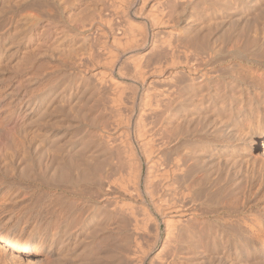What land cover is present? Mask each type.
Segmentation results:
<instances>
[{
    "label": "rangeland",
    "instance_id": "374dc122",
    "mask_svg": "<svg viewBox=\"0 0 264 264\" xmlns=\"http://www.w3.org/2000/svg\"><path fill=\"white\" fill-rule=\"evenodd\" d=\"M121 1L115 2L114 7H123L125 12L121 10L124 18L122 16L120 18V15L119 18L118 16L106 18L108 15L100 11L102 5L108 2L106 0H0V116L2 117L0 124V237L8 245L6 249L17 252L20 256L32 254L36 259L34 263L49 264L46 262L45 249H38L42 243L39 239L43 237L46 228L51 227V232H54L57 226L54 213L57 206L53 207L51 204L48 206V204L51 200L56 202L59 196L52 195L46 190L42 191L44 195L40 194L28 184L27 157L35 160L36 156L44 152L45 156L54 154L62 156L71 151L75 153L77 151L78 156L75 155L78 158L88 157L91 160V157L95 159L94 161L99 160L101 164L104 163L102 167L106 165V169H103L109 172L108 174L112 175L117 171L114 174H117V177L114 175L112 177L119 180L118 176H120L122 183L127 186L126 189L132 185L131 181L135 177L138 178L140 191L143 192L150 169L149 162L144 157V150L142 151L143 147L139 143L142 138L137 140L139 138L137 132L140 128H145L142 129L144 132L140 130V133L144 135L147 132L144 137L154 140H151L148 147L153 145L150 149L154 153L151 154L152 159H150L157 162H154L157 165L154 164L155 168L160 171L163 168L171 169L177 163L178 170H175L176 173L171 172L172 180L175 178L174 183L175 180L178 182L175 185L188 187L191 193H194L192 199L195 197L194 199L197 200L190 204L191 211L193 212L196 208L200 213L199 210L204 208L205 211L212 212L196 219L201 222L203 220L207 224V229H204L206 231L203 233L207 232L206 234L209 235L212 232L213 234L212 229L215 226L218 227L217 229H220L219 226L223 227L221 235L217 233L215 236L216 243L214 239H207L204 243L211 249V254H206V263L264 264V229L262 228L264 196L255 197L250 181L252 157L254 154L261 153L264 143V114L250 105L249 99L236 97L233 100L229 98L224 101L209 102V104L205 102L206 104L197 103L196 106L188 105L187 109L179 113L175 111L172 113V109L164 110L159 114L163 116L160 118L159 112L151 107H155L153 105L155 83L153 82L157 79V74L153 73V66L156 67L157 62V66H162L170 61L174 43L176 45L174 44L172 49L183 44L188 46L193 40L191 37H195V42L191 43L194 46L200 45L199 42H202L200 38L203 35L201 32L203 30L202 2H199L201 0H161L160 6L159 3L156 4L158 0ZM162 1H167L169 6L175 2V6L173 4L171 5L173 8L167 7L168 5ZM152 5L154 8L151 9ZM157 6L164 14L167 8L170 9L168 11L175 8L176 12L166 11L171 19L164 17L166 20L163 18L162 22L166 26L163 24L155 28V26L152 27L150 19H152L153 10H155L153 17L158 15ZM121 10H118L120 14ZM102 14L106 16V19L101 21L98 18L96 19L98 22L95 20L91 22L92 15L95 19L97 15H101L102 18ZM122 18L124 24L131 23V26L129 25L131 28L128 29L132 30L130 32L134 34L133 36L138 32L140 36L143 34L144 37L141 36V38L139 35H137L139 37L136 36L138 39L136 44L135 41L132 44L127 43L130 40L133 42V39L126 41L124 37L118 45L112 43V37H115L117 32L114 27V30L112 29L114 34L109 30V21L112 22L114 19L111 24L117 25L116 21L121 23ZM125 18L127 21H124ZM126 27H128L127 24ZM168 30H171L173 34ZM142 31L143 33L140 34ZM169 33L174 37L171 35L172 37L169 38ZM188 37L192 40L187 39ZM164 40H167V44H164ZM120 43L122 45H119ZM151 43L156 48L160 45L159 49ZM134 65L137 68L142 67V70L139 68L136 71L137 68ZM139 71L144 74H140ZM138 73L139 77L136 75ZM110 77L120 83L118 86L120 90L112 86L115 82L111 83ZM147 93L149 96L145 95ZM216 105L219 106L216 107ZM136 123H139V127ZM107 139H109L107 144L111 146L106 144ZM153 142L155 143L152 144ZM126 143L127 145L130 143L128 148L123 147ZM43 147L48 150L45 151ZM111 147L113 149H109ZM121 147L127 153L124 149L118 151ZM49 149L53 151L50 150L53 154L49 152ZM68 149H70L69 152ZM117 152L124 155H119ZM117 164L121 165L118 169ZM227 172H233L237 176L243 174L241 179V181L244 180L241 182L243 191H241L244 193L243 195L239 193V196L237 194L235 198L237 200L230 198L228 192L219 196V190L224 187ZM173 173L176 174L175 177ZM170 175V173L166 175L168 180L163 178V182L168 183L167 185L172 184ZM162 192L158 190V196L162 194V197L155 198V206L152 205L153 202L148 196L133 199V195L129 196L128 192L125 194L126 206L133 207L131 209L137 212L142 224L139 232L134 234L130 228V219L125 218L127 224L124 232L122 264L139 263L136 260L137 257L132 256L133 236H136L142 246L145 254L141 256L147 259L145 264L150 262H152L150 264L163 262L166 264L169 261V247L167 248L169 230L166 232L168 228L164 223L169 219V213L166 210L169 195L165 191ZM224 195L229 198L226 199ZM218 198L221 204L210 207L203 205L206 200L209 202ZM35 202H37L36 205ZM42 202H46L47 206L41 204ZM198 212L196 214H199ZM192 223L196 226V222ZM179 228L182 227L179 226ZM106 236V234H100L94 246L100 252L99 256L103 258V264H114L115 249L113 250L112 247L113 242L111 243ZM26 243L32 246V249L27 251L16 249ZM162 246L165 248L163 249ZM226 246H228L227 250ZM204 249H200L199 252ZM160 257L164 261L160 260Z\"/></svg>",
    "mask_w": 264,
    "mask_h": 264
},
{
    "label": "bare ground",
    "instance_id": "6f19581e",
    "mask_svg": "<svg viewBox=\"0 0 264 264\" xmlns=\"http://www.w3.org/2000/svg\"><path fill=\"white\" fill-rule=\"evenodd\" d=\"M106 1L108 2L107 3L105 2V4L102 5L101 10L100 8L99 10L101 12H104L105 15L106 16L108 15V16L106 17V16H103L104 14H102L103 17L101 18V15H97L98 17L96 16L94 19L92 15L93 18L91 17L92 19V21L90 20L91 22H94V20L96 21V19L98 18H99L98 20L103 21V19H106L109 17L112 18V16H115V17L118 16L119 18V15H120V18L121 16L123 17L122 15L124 11V9H122L123 7L122 8H119L120 6L114 7L115 2L121 1V0H106ZM121 2H123V0ZM159 2H161V0L160 1L158 0L156 4H158ZM162 2H165V1H162ZM199 2H202L201 12H202L203 24L201 25L203 26L202 27L203 30L201 32L203 35H202V38H200V41L202 42L201 43L199 42L200 45L196 46L197 45L196 44L194 46L191 42H195L194 41L195 37L194 38L191 37L193 40L190 37H188L187 39L190 38V41L192 40L191 42L188 40L191 45L184 46L185 44H183V46L180 45L181 47L178 46V48L174 47V49H172L175 43L172 44V48H171L172 52L170 53L171 57H169L170 61L168 63H164L166 65H162L163 63H160L162 66L160 65L157 66L158 58L155 57L157 59L156 61L157 64L155 63L156 67L153 66L154 67L153 73L157 74V79L156 80L153 79L154 80L153 83H155V86H154L155 89L153 88L155 90V93H154L155 97L153 96L155 98L154 100L155 103L153 105H155V107L154 106H151V107H153V109L155 108L159 112L158 113L156 111V113H158V116H159V114L162 113V111L164 112V110L166 111L168 109H172L173 110L172 113L174 111L176 113H179L187 109L186 107H189L188 105H193V104L195 105L197 103L206 104L205 102H208L209 104V102H218V100L224 101L229 98L230 100H233L234 98L237 97L238 99L239 97L241 99L242 98L249 99L250 105L254 106L258 110H261L260 112L264 114V0H201ZM173 4L175 6V2ZM173 4L171 5L173 6ZM170 6L168 5L167 7H170ZM172 6L171 8H173ZM152 8H154V5L151 6V9ZM158 9L160 10V7ZM158 9L157 11H159ZM118 10H121L122 13L120 14V11ZM168 10L170 9L167 8L166 11ZM154 11L155 10L151 12L152 19H150V16H149V19L151 21L150 23H152V27L154 26L155 28L161 27V25L164 24L162 22L163 18L168 17V14H169L168 12L171 13V11H168L166 13L164 9L163 11H165V14L164 12H162V10H160L159 12L156 11L158 15H155L153 17ZM174 12L176 11L174 10ZM123 18H122L121 23L118 22L119 24L116 21L117 25L111 24L114 19L112 20V22L110 19H109L110 21L107 19L110 22V24L108 25L109 30L112 31L114 27L115 32H117L115 33L116 36L114 35L115 37L111 36V34L114 31H112V33L110 34V36L112 37V43H115V44L117 43L116 45H118V42L121 40L122 37H124V39L126 38V41L128 39L129 40L133 39V42L130 40V42L127 41V43L132 44L135 41V44H136V42L138 41L136 36L139 35V32L138 34L136 33L137 35L133 36L134 34L132 35L130 32L132 30L128 29L131 26V23L128 21L130 25L129 26L128 23L126 22L128 26L126 27V24H124L125 22H123ZM172 18L174 17L172 16ZM169 19H171V16ZM98 20L96 22H98ZM125 20L126 18L124 19V21ZM171 21H174V20H171ZM104 22H107V21L104 20ZM88 23L91 24L90 22ZM165 23H168V22H165ZM164 26H166V24H164ZM138 28H139V31H141L140 27ZM169 32L172 33L171 30ZM142 33L143 31L140 32V34ZM172 34L170 33L168 34L169 38L173 36ZM157 41L158 40H156V42ZM166 42L167 40L166 41L164 40V44H167ZM119 45H122V44L120 43ZM169 45L171 46V44ZM154 47L156 48V46ZM159 47L157 48L159 49ZM134 67L137 68L136 65H134ZM139 68L140 67H138L136 71H138ZM140 70H142V67L140 68ZM132 72H133V69H132ZM139 73L142 74L141 71H139ZM139 73L136 74L138 75V77H139ZM156 74H153V75H156ZM133 75H134V72H133ZM110 80H111V83L115 82L114 84H112V86H114L115 88H118L120 83L114 81V79H111V77H110ZM164 87L166 88L165 90H164ZM145 95H148V93ZM144 98L146 99L145 96ZM114 100L115 99H113V101ZM223 101L221 103H223ZM218 106L216 105V107ZM159 117L161 118L163 116L160 115ZM139 119L141 118L139 117ZM167 119H172V118H167ZM1 123H2V117L0 116V124ZM137 125L139 127V123L138 124L136 123V126ZM140 125H141V122H140ZM142 129L143 128H140V130ZM140 130H138L139 132H137L139 136L137 140L142 138L140 142L139 141L138 142L143 147V149L142 147L140 149H142V151L144 150V153H145L144 157H146V159L148 160L149 162L148 166L150 169L149 172L147 171L150 175L148 174L147 180L144 183L143 192L140 191L138 178L135 177V179L131 181L132 185H130V187L126 189L127 186H125V184L122 183L123 180L121 181V177L118 176L119 180L116 179L117 174L116 175L114 174L117 173V171L116 172L114 171L115 173L112 174L116 176L114 178L112 177V175L108 174L109 172L105 171L106 165L102 167L104 163L101 164L99 160L94 161L95 159L93 158L94 159L93 160L91 157H90L91 160H89L86 155H85L87 157L86 159L80 158V157L78 158L75 155L77 154V151L76 153L72 151L71 153H67V154L64 153L66 155H62V156L60 155L55 156V154L50 155V156H47V155L45 156L46 154L45 152L44 154L40 153V155L36 153L39 156L38 157L36 156L37 159L35 160L34 159L30 160V158L27 157L28 161L26 160V165L28 164L27 170H28L29 175H27L26 177L28 178V184L32 185L36 190H38L40 194L41 193L43 194L42 191L46 190L52 195L59 196L56 202L54 200H51L50 203L48 204V206L50 204L53 207L57 206V209L54 211V213L56 214L55 216L57 218V223L55 225L57 226L54 228V232H51L52 230L51 227L46 228V232L44 233L43 237L39 239L42 243H41V246L38 247V249H41V250L45 249L46 262H49V264H103V258L99 256L100 252L97 251V249H95V246H94L96 243V240L98 239V236L103 233L104 235L105 234L107 235L106 237L109 238L111 243L113 242L112 247H113V250L115 249V254H116L114 264H122V258H123L122 252H123V248H124L123 244L125 240L124 232L126 229L125 225L127 224L125 218L128 217L130 219L129 220L130 221L129 223L131 225L130 228H132V230L134 231V234L139 232V230L141 229L140 228L141 224H142V220L140 221L138 215L136 214L137 212H134L132 210L133 207H130L131 205H129V207H127L128 205L126 206L127 203H125V194L128 192L129 194L128 193L127 194L129 196L133 195L134 196L132 197L133 199L144 198L148 196L150 201L153 202V204L152 203L150 204L155 206L156 204L155 198L160 199L162 197V194L159 195L160 197L158 196V190L159 191L161 190L163 192L164 191L167 192V194L169 195V203L168 205H166V207H168L166 210L169 213V219L165 220L164 222L166 224L165 226L168 228L166 232H168L169 230V235H167L168 236L167 239L169 241V245L167 246V248L169 247V252H168L169 261L166 264H207L208 263V262L206 263V260H207L206 254L207 253L211 254V249L207 248L206 244L204 243L205 241H207V239H211V240L214 239L216 243L217 240L215 236L217 235V233L219 235L220 232L223 231L222 229L223 227L221 228L218 225L220 229H217L218 227L216 228V226L214 225L215 228L212 229L210 228L212 226H210L209 228L214 231L213 234L212 232L209 235L206 234L207 232L203 233V231H206L204 229H207L206 228L207 224L204 223L203 220L201 222L199 220L197 221L196 219L202 218L204 214L208 215V213L211 214L212 212H209V210L207 212V210L205 211L204 208H203L204 210L203 209L199 210L201 211L200 213L195 208V210L199 214H196L197 212L195 210H194L195 212L191 211L190 204H192L195 200H197V199H194L195 197L192 199V195L194 193H191L192 191L190 188L189 190L188 187L183 188V187H180L182 185H180L179 187L175 185V183L177 182L175 180V183H174L173 180L175 178L172 180L173 177H172L171 172L178 170L177 169L179 167L178 164L174 163L175 165L174 167L172 166V168L169 165H167L171 169L163 168L162 171L157 170L155 168V165L157 162L154 159L151 160L152 159L151 154L154 153L153 151H151L153 145H150L151 149L148 147V145L151 144L150 142L152 139H148L147 137H144L145 134L147 135V132H145V134L143 135V133H140L141 132ZM137 134H136V137H138ZM148 136H149V132H148ZM152 137H149V138H152ZM108 140L109 139L106 140V144ZM110 143L112 144L113 142H110ZM154 143L155 142H153L152 144ZM107 145H110V144H107ZM113 145L115 146V144ZM262 145L263 147H262L261 153H259L258 155L254 154L252 157V168H251L252 171H251L250 181H251V188H253L254 190L253 192H255V194L253 193L255 197L264 196V143ZM127 146H130V143L128 145L126 143V146H123V147L125 148ZM123 147H121L120 150L118 151H121V149H124ZM115 148H117V146ZM43 149L45 148L43 147ZM109 149H113V148L111 147ZM41 150L39 152H41ZM50 150L51 149H49V152L52 151ZM69 150L70 149H68V152ZM107 150H108V146H107ZM49 152H48V155H49ZM52 152L51 154H53ZM124 152H125V149H124ZM117 154L119 153L117 152ZM120 154L124 155L122 153ZM120 162H118V164ZM117 165L115 167H117ZM119 166L121 165H118L117 169L119 168ZM231 168L233 169V167ZM155 172L157 174H154ZM233 172L235 173V171ZM233 172H227V174L225 175V177L227 178L224 179L225 180L224 187H222V190L221 188L219 190V196H221L224 192H228V195L230 196V198H234V199L237 198L236 197L237 194H238L237 196H239V193L240 195H243L244 192H242L243 190L241 189V186H242L241 182L244 181V180L241 181L243 174L241 173V176H237V174H233ZM168 173L171 174L170 182L172 183L171 184L172 186L170 185V183L169 185H167L168 183L165 184L163 182L164 179L168 180V176H166ZM173 175L175 177L176 174L173 173ZM110 186H112L111 189H110ZM224 196L227 197L226 195ZM42 197L43 196H41V198ZM77 198H79V200ZM228 198L229 197H227L226 199ZM40 200L38 201L40 202ZM229 200H233V199H229ZM206 201L203 204L205 205V207H210V206H213L214 204L218 205V203L221 204V201L219 200V198L215 201H211V200H209V202H206ZM45 203L46 202H42L41 204L45 205ZM36 204L37 202H35V205ZM193 221L194 223L196 222V226L193 225L192 223ZM199 225H200V228H198ZM179 226H181L183 229L179 228ZM262 228L264 229V223L262 224ZM233 229H235V227H233ZM133 237H134L133 239L134 246L133 245L132 246H133L134 251L132 252L134 253L132 256L137 257L136 260H138L139 262L138 264H145L147 259L141 256L142 254H145L142 251V248H141L142 246L139 244V240L137 241L136 236H133ZM220 244L222 243L220 242ZM6 247H8V245L0 237V264H37V263H34L36 259L32 256V254L27 253L23 256H20L18 255L17 252H10V250L6 249ZM204 247H206L208 250H206V248L204 249ZM162 248L164 249L165 247L162 246ZM225 248L227 250L228 246H226ZM16 249L17 250L25 249L27 251V250L32 249V246H29L28 243H26L25 245H20V247H17ZM200 249H204V250L203 251L201 250V252H199ZM219 249H222V248H219ZM214 251H216V249ZM165 255L167 256V254ZM161 257H160V260L164 261L163 259H161ZM216 258L218 259V257ZM209 264H212V263L210 262Z\"/></svg>",
    "mask_w": 264,
    "mask_h": 264
}]
</instances>
